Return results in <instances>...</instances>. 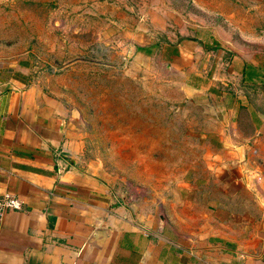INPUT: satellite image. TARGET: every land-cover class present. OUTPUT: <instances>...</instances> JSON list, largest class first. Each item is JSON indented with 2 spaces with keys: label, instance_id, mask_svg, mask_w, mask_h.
I'll return each mask as SVG.
<instances>
[{
  "label": "crops",
  "instance_id": "crops-1",
  "mask_svg": "<svg viewBox=\"0 0 264 264\" xmlns=\"http://www.w3.org/2000/svg\"><path fill=\"white\" fill-rule=\"evenodd\" d=\"M230 48L191 37L169 58L217 112L213 182L171 200L114 189L78 112L0 59V196L23 202L0 222V264H264V51Z\"/></svg>",
  "mask_w": 264,
  "mask_h": 264
},
{
  "label": "rangeland",
  "instance_id": "rangeland-1",
  "mask_svg": "<svg viewBox=\"0 0 264 264\" xmlns=\"http://www.w3.org/2000/svg\"><path fill=\"white\" fill-rule=\"evenodd\" d=\"M191 37L263 52L264 0H0V59L78 112L85 158L126 196L214 180L216 105L169 63Z\"/></svg>",
  "mask_w": 264,
  "mask_h": 264
},
{
  "label": "built area",
  "instance_id": "built-area-1",
  "mask_svg": "<svg viewBox=\"0 0 264 264\" xmlns=\"http://www.w3.org/2000/svg\"><path fill=\"white\" fill-rule=\"evenodd\" d=\"M22 200L12 193L4 192L0 196V222L2 221L4 214L8 210H20L22 209Z\"/></svg>",
  "mask_w": 264,
  "mask_h": 264
}]
</instances>
